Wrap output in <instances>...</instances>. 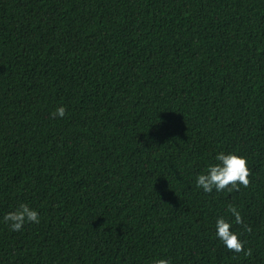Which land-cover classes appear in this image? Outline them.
Wrapping results in <instances>:
<instances>
[{
	"label": "trees",
	"instance_id": "obj_1",
	"mask_svg": "<svg viewBox=\"0 0 264 264\" xmlns=\"http://www.w3.org/2000/svg\"><path fill=\"white\" fill-rule=\"evenodd\" d=\"M220 151L248 187L196 188ZM160 258L264 264V0H0V264Z\"/></svg>",
	"mask_w": 264,
	"mask_h": 264
},
{
	"label": "clouds",
	"instance_id": "obj_2",
	"mask_svg": "<svg viewBox=\"0 0 264 264\" xmlns=\"http://www.w3.org/2000/svg\"><path fill=\"white\" fill-rule=\"evenodd\" d=\"M66 109L59 106L53 112V117L63 118ZM249 169L247 159L236 152L220 151L215 154L214 162L208 163L205 170L195 178V186L204 193H221L227 190H239L249 185ZM227 212L231 218L221 215L215 219V237L220 244L233 255L248 257L251 252L246 250L244 242L240 239L236 226H244L238 208L229 204ZM3 222L11 231L19 232L25 224H39L40 213L27 203H20L13 211L3 216ZM152 264H170L165 258L154 259Z\"/></svg>",
	"mask_w": 264,
	"mask_h": 264
}]
</instances>
